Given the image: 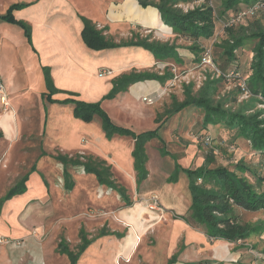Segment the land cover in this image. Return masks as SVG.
I'll use <instances>...</instances> for the list:
<instances>
[{
  "label": "crops",
  "instance_id": "crops-1",
  "mask_svg": "<svg viewBox=\"0 0 264 264\" xmlns=\"http://www.w3.org/2000/svg\"><path fill=\"white\" fill-rule=\"evenodd\" d=\"M15 5L12 16L30 28L31 37L19 23L0 18V264H252L238 245L210 240L204 226L181 218L192 203L189 189L188 199L181 190L170 192L165 212L150 210L143 190L151 176L149 157L148 177L138 184L133 137L108 139L101 117L75 118V105L64 102H100L119 127L136 134L160 131L156 112H144L139 103L162 88L159 81L104 97L120 76L167 64L142 47L96 51L82 38L84 17L117 43L144 30L163 31L168 39L171 30L159 11L138 0H0V16ZM107 70L113 74L100 75ZM98 158L110 172H121L119 181L134 178L138 191L142 184L141 201L128 195L131 204L124 202L95 173L71 162Z\"/></svg>",
  "mask_w": 264,
  "mask_h": 264
},
{
  "label": "trees",
  "instance_id": "trees-1",
  "mask_svg": "<svg viewBox=\"0 0 264 264\" xmlns=\"http://www.w3.org/2000/svg\"><path fill=\"white\" fill-rule=\"evenodd\" d=\"M138 2L144 8L149 6L157 8L161 22L170 28L176 39L191 42L192 45L188 47V50L180 49L168 43L141 40L138 33L137 35L133 33L134 36L131 39L117 43L114 39L104 35L106 29L99 30L91 20L82 17L84 23L82 38L85 44L96 51L125 46H141L150 51L157 60L175 59L176 62L178 61L182 65L194 67L196 65L194 60H198L199 53L206 51V54L208 52V49L204 50L203 46L205 47L211 41L218 27L223 24L224 28L232 29L234 27L233 24L242 19L241 15L244 10L252 11L264 6V0H225L220 7L216 8V12L212 0H159V2L138 0ZM197 2H201V4L186 12L178 8L181 3ZM241 4H246V8H241ZM18 7L16 5L12 6L8 13L5 16H0V18L22 25L30 40V28L16 21L12 16V11ZM249 38L256 41V45L253 50L254 55L251 58L248 80L247 83H244L252 100L259 101L264 105V31L253 32ZM244 41L243 38L236 39L232 44L224 48V54L221 53L223 55L222 60H225L224 66L228 67L235 59L239 60L240 54L236 52ZM180 50L187 51L189 55H180ZM167 77H170V75L164 77L149 72H132L122 75L113 81V88L104 99H113L119 93L127 92L129 87L135 83L150 80L162 81L167 79ZM187 93V99L174 106L170 115L177 114L188 106L201 107L205 110L203 120L205 126L223 125L232 134L233 140H247L258 157L264 158V117H262V111L254 113H247L245 110L232 111L223 108L221 104L214 105L210 100H205L204 97L198 99L191 96L190 88H188ZM64 102L75 105V118L90 122L95 115L101 117L103 130L108 139H113L116 135L133 137L135 146L132 156L138 184L148 177L146 165L149 159L146 153V144L153 139H158L162 142L158 133L159 129L136 134L129 129L114 124L100 102L86 103L72 99H67ZM231 143L234 144L233 142ZM160 151L164 156H171L165 149V145L162 146ZM68 161L66 158L63 160L65 165H67ZM71 162L75 165H83L86 172L95 173L101 184L111 187L116 186L115 182L111 180L110 169L105 167L103 161L89 164L83 163L80 159H75L71 160ZM215 162V157L212 155L207 156L205 164L196 168H184L175 162V169L169 176L168 182L177 183L180 173H183L189 182L188 189L192 197V203L187 213L181 216L183 220L193 226H204L210 240H221L238 245L239 241L245 242L250 237V230L255 229V227H249L245 224L235 214V209L239 208L247 212L264 211V175L260 173L254 175V171L243 163L211 167ZM67 172L68 168L65 167L64 173H66V176H68ZM246 173L254 175L252 178L255 179L256 184L251 183L245 177ZM121 190L122 199L124 202L129 203L130 198L126 190L124 188H121Z\"/></svg>",
  "mask_w": 264,
  "mask_h": 264
},
{
  "label": "rangeland",
  "instance_id": "rangeland-1",
  "mask_svg": "<svg viewBox=\"0 0 264 264\" xmlns=\"http://www.w3.org/2000/svg\"><path fill=\"white\" fill-rule=\"evenodd\" d=\"M150 1L159 2V0ZM224 1L225 0H212L215 9L220 7ZM200 4L201 2L181 3L178 5V8L186 12ZM240 7L245 9L246 4H241ZM239 22H237L238 24H233L234 27L232 26V29H226L222 24L215 31L211 41L206 44V48L203 46V49H208L211 54V64L203 62V57L206 52L203 51L199 53L198 60H194V63L196 62L194 67L182 65L180 62H176L175 59H167L161 60L162 63H166L167 65H161L166 67H163V69L159 68V71L155 70V68H151L147 71L139 72L134 70L130 72L156 73L164 77L170 75L167 79L159 81L162 84V88L156 91L155 94L144 95V97L139 99V103L144 112H156V125L154 124V127L161 124L159 134L162 138V142L153 140L147 144V154L151 161V176L149 177V182L144 184L143 190L147 193V195H145L147 198L144 200V203L150 210L159 211L161 213L165 212L164 207H166L167 200L170 198V192L172 191L177 190L180 192L181 190V192H184L185 197H187V199L189 198L188 180L183 173H180L179 180L176 184H168L166 182L167 178L174 170L175 162L179 163L184 168H196L205 164L207 156L212 155L215 157L216 162L211 167L243 163L254 171V175L259 173L264 175V158L258 157L247 140H233L232 134L229 133L223 125L205 126L203 124L205 115V110L203 108L192 105L177 114L170 115L174 106L187 99L188 88H190L191 96L197 97L198 99L204 97L205 100H210L214 105L221 104L223 108L232 111L245 110L247 113L262 111V117H264V105L259 101H253L251 96L246 95L242 88L244 82L247 83L248 80L251 58L254 55L253 50L256 45V41L251 40L249 36L253 34V32L264 31V6L257 10H244L242 19ZM133 33L135 34L136 31ZM138 35L141 40L168 43L180 49L188 50V47L192 45L189 41L176 39L173 32L169 34L170 37H168V39H166L167 37L163 31L158 32L156 35L155 33L144 30L138 33ZM133 36L132 34L129 39ZM239 38L245 40L243 45L238 47L239 49L236 52L240 54L239 60L235 59L228 67L224 66L225 60H222L223 55H221V53L225 51V47ZM220 56L221 58L219 59ZM240 57L245 59H241ZM105 72H107L106 75L113 74V71L110 70ZM143 98H151L153 99V103L147 104L144 102ZM127 140L130 143L133 141H131V139ZM231 142L234 144L236 142L238 143L234 145ZM164 144L165 149L171 154L170 157H163L160 154V149ZM98 159L100 160H97V162H102L101 160H104L101 158ZM105 161L108 163L107 160ZM78 171H80V169ZM112 171L115 177L116 175L119 176L121 173L116 169H111V172ZM254 175L246 173L245 177H247L251 183L256 184L255 179L252 178ZM115 177V182L123 186L130 197H135L137 201H141L142 198L140 199L138 196L141 193L142 189L140 187L142 184L139 186L140 191H138L134 178L129 179L125 176L123 180L119 181L121 176ZM128 180L132 182H128ZM82 183L83 186H89L87 181H82ZM105 186L114 196L120 195L122 191L119 186ZM102 188L105 189V187ZM235 214L249 227H255V229L250 230V237L242 244L236 246L237 250L242 249L246 251V253L244 252L245 254H249L250 258L248 257V259L250 263L253 264L254 258L251 255V251H264V211L247 212L236 208ZM245 256V258H247L248 255ZM242 262H244V259Z\"/></svg>",
  "mask_w": 264,
  "mask_h": 264
},
{
  "label": "built area",
  "instance_id": "built-area-1",
  "mask_svg": "<svg viewBox=\"0 0 264 264\" xmlns=\"http://www.w3.org/2000/svg\"><path fill=\"white\" fill-rule=\"evenodd\" d=\"M242 16V15H241ZM203 62L206 63V64H211V54L210 52L208 51L204 57H203ZM107 72H102V76L103 75H106ZM244 89V93L246 95H249V92L246 90V84L244 83L243 84V87ZM0 93H4V88H3V85L0 83ZM2 100V103L6 104V99H5V96H2L1 98ZM144 102H146L147 104H152L153 103V99L151 98H143ZM154 208V207H153ZM2 238H0V243H2ZM243 242L242 241H239V244H242ZM251 255L252 257L254 258V263L253 264H264V251H251ZM127 262H129V259L126 260ZM215 264H220V263H215Z\"/></svg>",
  "mask_w": 264,
  "mask_h": 264
}]
</instances>
